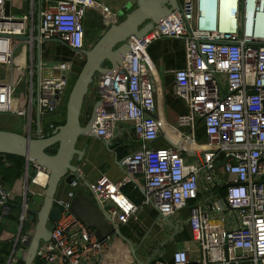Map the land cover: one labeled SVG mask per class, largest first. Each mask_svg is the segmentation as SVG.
Returning <instances> with one entry per match:
<instances>
[{
	"label": "built area",
	"instance_id": "2783aa9c",
	"mask_svg": "<svg viewBox=\"0 0 264 264\" xmlns=\"http://www.w3.org/2000/svg\"><path fill=\"white\" fill-rule=\"evenodd\" d=\"M27 11L11 13L14 0H0V66L10 68L9 81H0V114H8L25 123V134H32L36 123L34 110L37 61V0H24ZM97 2L107 17L119 20L115 10L103 0H41L40 38L42 44L57 39L75 56L86 51L85 20L89 7ZM181 10H174L144 35L128 38L130 52L114 75L100 74L93 83L101 105L94 121V131L101 140L111 139L119 122L133 125L143 141L141 149L125 155L120 164L123 176L112 180L101 174L85 188L101 211L110 217L112 232L100 240L96 230L87 226L71 211L83 173L69 184L58 221L49 224V241H41L36 261L42 264H102L110 251L120 226L137 216L139 206L123 191L135 182V175L145 179L143 205L153 204L160 216L169 218L197 198L201 171L205 179L214 180L215 158L222 155V171L228 184L224 201L235 214V228L226 229L209 219L201 205H190L188 222L191 239L175 241L177 249L172 263L159 264H264V0H179ZM30 33V34H29ZM29 35V40L12 36ZM182 38L186 46V64L174 72L175 93L182 98L188 112L179 116V125L189 127L190 134L176 128L177 146L152 149L148 143L159 138L166 120L155 113L154 62L148 48L160 38ZM25 43L28 52L24 69L23 106L18 103L15 77V51ZM29 57V58H28ZM72 60H60L47 69L42 59L40 96V135L60 125L50 121L42 128L44 117L66 115V96L72 87ZM30 75V81L29 79ZM21 79V78H20ZM198 120L204 121L206 141L199 147L204 163H188L181 146L195 143ZM27 172L11 188L0 179V209L9 214V203L21 197L18 237L25 240L33 231L27 221L30 184L44 189L49 170L36 166L33 176ZM40 173L44 182L38 181ZM222 200L214 201L211 211L224 210ZM19 246V245H18ZM12 258L5 264H13ZM8 255V256H9ZM35 261V262H36ZM35 264V263H34Z\"/></svg>",
	"mask_w": 264,
	"mask_h": 264
},
{
	"label": "crops",
	"instance_id": "0c3cea01",
	"mask_svg": "<svg viewBox=\"0 0 264 264\" xmlns=\"http://www.w3.org/2000/svg\"><path fill=\"white\" fill-rule=\"evenodd\" d=\"M103 1L107 4H110L111 2H119V0ZM126 1L127 0H124L122 2ZM122 2L114 9L119 10L120 12ZM94 3V5L89 7L85 20L86 50L90 49L99 40L102 33L108 28L105 21V15L99 4L97 2ZM27 9L28 7L24 0H14L11 7V13L14 16H20L23 15ZM42 48L43 60L45 58L47 60H52L53 62L72 60V73L75 75V78L77 77L84 65L86 59L85 55L83 57L75 56L74 52L66 44L57 40L44 42ZM148 53L154 62V70L151 74L155 85L154 97L156 110L154 115L162 116L166 120L165 125L159 134V138L148 143V147L152 149H164L172 145L178 147L179 142L176 138L175 129L179 128L184 134H190L191 129L189 127H181L180 125H172L167 118H169V120L172 119L173 121H177L179 116L188 112V107L185 101L175 93L176 84L174 75L176 70L183 68L186 64L185 41L182 38H160L151 43L148 48ZM71 83L73 84V80H71ZM25 91L26 90L23 88L22 94L18 97V103L20 106H23L24 104L22 98ZM95 95L96 92L93 89L89 100L92 104L88 102L86 106L90 105V107H92L97 101ZM17 119L19 120V125L22 124V120L19 118ZM194 136L195 143L184 144V147L181 146V151L188 163L202 165L204 163V155L199 145L206 141L203 120H198ZM85 141L86 139L81 140V147L84 145ZM109 146L111 150L105 146L102 140L92 138L85 158L80 165V170L84 175V179L81 180L79 190H82L91 198H93L92 194L86 192L85 188H87L89 184L94 183L101 174H106L112 180H119L122 178L123 169L120 160L125 155L132 154L141 149L143 141L138 139L131 123L119 122ZM2 165H4V167H1ZM215 165L214 180H206L205 172L201 171L197 198L190 200L188 206L180 209L175 215L169 218L160 216L159 211L153 204H142L145 195V179L142 173L135 175V182L133 184L123 188V191L139 206V211L137 216L132 217L127 224L120 226V231L123 232L124 229L126 231H124V233L132 234V236L128 235L132 243L128 244V246L135 249L136 256L140 261L143 263L147 262L148 264L173 262V253L177 249L174 242L188 240L192 237L191 227L188 222L190 205H201L203 210L208 213V217L212 223L226 229L235 228V214L232 210L226 208V202L224 201L226 189H223V186L226 184V175L222 171L223 163L221 154L215 158ZM30 166L33 167V172L35 173L36 166L32 164H30ZM8 168H10V162L7 161L5 156L0 155V169H3L6 187L11 188L20 178L9 177L10 170ZM33 185L38 188H32ZM30 186V190L33 192L32 196L39 194L40 197H44L45 189L41 185L31 183ZM69 189V184L62 181L57 191V198H65ZM216 200L223 201L225 207L223 211H211V207ZM39 201H41V199ZM9 207V214H3L0 209V264H5L2 262V258L8 256V251L12 248V244H14L18 237L21 197L15 196L13 200L10 201ZM142 237L143 239L140 240ZM114 241L125 243L120 236H116ZM131 247L129 251V253L131 252L130 255L134 258L136 264H140L135 259ZM19 248L20 246H18V249ZM106 255L107 254H105V256ZM35 264H42V262L38 260ZM131 264L135 263L131 262Z\"/></svg>",
	"mask_w": 264,
	"mask_h": 264
},
{
	"label": "water",
	"instance_id": "95a60500",
	"mask_svg": "<svg viewBox=\"0 0 264 264\" xmlns=\"http://www.w3.org/2000/svg\"><path fill=\"white\" fill-rule=\"evenodd\" d=\"M176 9L181 10L179 0H127L122 2L121 11L119 12L120 20L113 21V15L110 14L106 19L108 28L102 33L99 40L85 51V63L72 84L66 104L65 122L51 130H47L41 136L38 106L42 64L41 0H37L36 35L33 38L36 42L37 51L35 64L37 69L35 89L37 134L33 137L32 134L0 129V154L24 157L26 167H29L30 164L46 167L49 170V179L45 187L42 206L37 212L33 213L34 218L31 221L33 231L26 234L25 240L20 241L17 238L14 242L13 264L35 263L41 241L51 239L52 230L49 224L58 221L63 211V206L57 199L60 183L62 181L67 184L72 183L79 175L80 165L85 158L91 139L101 140L94 131V121L101 105L100 100L93 104L88 120L85 123L82 122L85 102L95 78L106 73L114 75L130 52L128 38L132 35L146 34L155 24L162 21L164 17L170 15ZM12 38L25 41L29 40L30 36H12ZM56 40L51 39L48 41ZM151 116L155 117L154 114H151ZM82 139H86V141L81 147L80 142ZM102 142L110 149L111 139H104ZM52 146H57V151L54 154L47 152ZM227 187L228 184H225L223 189ZM70 211L87 226L94 228L100 240L106 239L112 232L113 225L110 223V217L101 211L99 203L95 199L89 197L82 190H78L76 196L71 200ZM20 233L21 231H19ZM117 233L125 243L131 244L128 239L122 236L120 230ZM18 245L20 246L19 249ZM131 248L138 263L148 264L140 261L136 256L135 249ZM11 258L12 255L5 256L2 258V262L5 263Z\"/></svg>",
	"mask_w": 264,
	"mask_h": 264
},
{
	"label": "rangeland",
	"instance_id": "374dc122",
	"mask_svg": "<svg viewBox=\"0 0 264 264\" xmlns=\"http://www.w3.org/2000/svg\"><path fill=\"white\" fill-rule=\"evenodd\" d=\"M119 20H120V18H119ZM27 52H28V49H27L25 43L21 44L16 49V51H15L16 64H15L14 71L16 73L15 83H16V90H17V95H16L17 98L20 97V95L23 92V88H24V83H25L24 82V78H25L24 77V69H25L26 58H27V55H28ZM36 55H37V51H36ZM28 56L30 57V55H28ZM42 59H43V48H42ZM43 63H44V68L47 69L49 66H52L55 62H53L52 60H47L45 58L43 60ZM35 70H36L35 71V75L37 77V69H35ZM9 78H10V68L0 66V81H9ZM70 79L73 80V82L75 81L76 78H75V75L73 73H71ZM28 80L30 81V75H29V79ZM70 91H71V87L69 88L66 96L64 97V102L66 104H67V101H68V97H69ZM92 92H93V86L91 87L90 93H89V95L87 97V100L85 102V106L87 105L88 102L90 104H92V102L89 101L90 98H91ZM36 112L37 111H36V108H35V110H34V116H36ZM63 119H65V115H63V116H56L54 114V115H51V116L44 117L43 118V121H42V128L43 129H46L49 126V122L50 121H61ZM167 120L172 125L179 126V117H178V120L177 121H173L172 119L169 120V118H167ZM7 122H8V124H7ZM85 122H86V119L84 117L83 123H85ZM24 126H25V123L24 122H22V124L19 125V120L16 117L10 116L8 114H0V129H7V130L8 129H13V130L18 131L20 133H26ZM36 134H37L36 133V123L34 122L33 123L32 136L35 137ZM53 147H55V146H52L51 147V149L49 150L50 153H52L55 150ZM25 171H27L26 168H25ZM35 173H36V171H35ZM35 173L33 172V167L29 165V174H30V176L35 175ZM30 188H31V186H30ZM32 188H38V187H36V186L33 185ZM44 192H45V190H44ZM40 199H41V201H39ZM43 199H44V197H40L39 194H37L36 196H32V194H29V199H28L29 207L27 209V218H28L27 221L31 222L33 220V218H34V214L33 213L34 212H37L41 208V206H42L41 203H43V201H42ZM124 231L125 230L123 229V232H121L122 236L124 238L128 239L130 241V243H131V240L128 237V235L132 236V234H126V233H124ZM117 235L120 236L118 233H117ZM143 237H144V235H143ZM143 237L140 240H142ZM112 259L113 258H110V260L107 259V261L105 262V264H111L113 262ZM121 264H124V263H121ZM127 264H129V263H127Z\"/></svg>",
	"mask_w": 264,
	"mask_h": 264
},
{
	"label": "bare ground",
	"instance_id": "6f19581e",
	"mask_svg": "<svg viewBox=\"0 0 264 264\" xmlns=\"http://www.w3.org/2000/svg\"><path fill=\"white\" fill-rule=\"evenodd\" d=\"M122 1L123 0H119V2H111L110 5L115 8V7H118ZM45 180H46L45 174L40 173L38 176V181L44 182ZM110 247H111L110 251L104 257L102 264H105L107 257L109 260L110 258H113L112 259L113 262L111 264H121V263L131 264V262H134L136 264V262L134 261V258L129 253L130 247L128 246L127 243H123L121 241H117V242L113 241Z\"/></svg>",
	"mask_w": 264,
	"mask_h": 264
},
{
	"label": "trees",
	"instance_id": "16d2710c",
	"mask_svg": "<svg viewBox=\"0 0 264 264\" xmlns=\"http://www.w3.org/2000/svg\"><path fill=\"white\" fill-rule=\"evenodd\" d=\"M90 113H91V109L89 110V115H90ZM88 118H89V116H87V120H88ZM64 122H65V119L63 121H61L60 125L63 124ZM8 130H13V129H8ZM13 131H15V130H13ZM53 148L55 150L51 154H54L57 151V146H55ZM50 149L51 148H49L47 150V152H49ZM0 155L5 156L7 161L10 162V168H8L10 170L9 175H8L9 177L21 178L24 175L25 166H26V159L24 157L18 156V155H10V154H7V155L0 154ZM1 167H4V165H2ZM0 179L3 182V184L6 186L3 169H0ZM13 245L14 244H12V248L8 251L9 254L11 253V251L13 249Z\"/></svg>",
	"mask_w": 264,
	"mask_h": 264
},
{
	"label": "flooded vegetation",
	"instance_id": "af4514ba",
	"mask_svg": "<svg viewBox=\"0 0 264 264\" xmlns=\"http://www.w3.org/2000/svg\"><path fill=\"white\" fill-rule=\"evenodd\" d=\"M132 6V5H131ZM93 106V105H92ZM92 109V107H90V105L88 106H84V110H83V118H82V122L84 120V117L87 121V116H89V110Z\"/></svg>",
	"mask_w": 264,
	"mask_h": 264
}]
</instances>
